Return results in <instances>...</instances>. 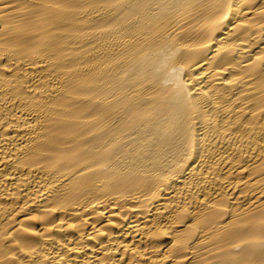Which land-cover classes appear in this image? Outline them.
Listing matches in <instances>:
<instances>
[{"label":"bare ground","instance_id":"bare-ground-1","mask_svg":"<svg viewBox=\"0 0 264 264\" xmlns=\"http://www.w3.org/2000/svg\"><path fill=\"white\" fill-rule=\"evenodd\" d=\"M0 264H264V0H0Z\"/></svg>","mask_w":264,"mask_h":264}]
</instances>
